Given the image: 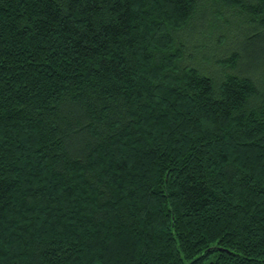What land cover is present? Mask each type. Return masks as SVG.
Returning <instances> with one entry per match:
<instances>
[{
	"label": "trees",
	"instance_id": "obj_1",
	"mask_svg": "<svg viewBox=\"0 0 264 264\" xmlns=\"http://www.w3.org/2000/svg\"><path fill=\"white\" fill-rule=\"evenodd\" d=\"M0 264H264V0H0Z\"/></svg>",
	"mask_w": 264,
	"mask_h": 264
}]
</instances>
